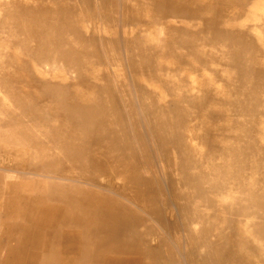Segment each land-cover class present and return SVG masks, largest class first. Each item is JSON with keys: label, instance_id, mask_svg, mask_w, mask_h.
Wrapping results in <instances>:
<instances>
[{"label": "rangeland", "instance_id": "1", "mask_svg": "<svg viewBox=\"0 0 264 264\" xmlns=\"http://www.w3.org/2000/svg\"><path fill=\"white\" fill-rule=\"evenodd\" d=\"M168 1L175 7L171 9ZM228 37L232 40H226ZM176 41L184 44L171 46ZM246 42L248 46L240 50V44ZM255 43L260 45L257 49ZM163 45L171 46L173 51L164 55ZM179 55L183 57L180 63ZM234 57L238 66L248 69L223 66ZM257 76L260 82H251L245 96L263 100L264 0H0V264H17L8 258L7 245L12 238H22L17 228L27 223L22 214L27 208L23 203L26 197L34 196L47 183L66 182L56 180L65 164V173L78 180L72 184L98 191L145 217L140 198L126 194L118 172L109 170V165L98 172L95 168V172L76 170L69 158L60 157L62 164L54 171L27 166L59 160L63 145L73 150L79 147V134L88 133L84 127L100 134L112 130L117 155L137 161L138 173L143 177L148 176L147 170L153 171L150 178L160 185L154 189V201L161 208L163 220L178 218L180 222L166 155L173 167V160L180 162L190 150L197 166L216 169L202 184L205 188L201 198L194 201L231 202L232 197H222V144L230 143L222 136L235 131H222V112L230 113L218 102L233 98L238 82ZM193 97L202 106L179 117L180 121L164 110L172 105V99L181 98L179 103L185 106ZM102 103L106 108L97 112ZM73 108L87 109L95 122L83 125L74 120L67 112ZM160 108L165 113L161 118ZM210 108L215 114L203 120L206 122L197 119ZM254 110L264 111V106L256 105ZM100 115L105 117L106 126L97 124ZM226 122L233 127L256 126V142L264 144V120L242 116ZM1 142L5 147L12 146L15 154ZM85 153H93L91 146ZM90 178L96 179L94 185L86 184ZM219 219L222 235L236 233L237 226L222 229L221 209ZM145 226L152 246L164 237L176 258L174 264L189 263L184 234L177 236L173 229L150 216ZM206 232L209 236L205 241L214 243L215 231ZM261 244L259 252H249L252 264L264 258ZM231 248L238 252L237 241ZM25 250H30L28 244ZM227 259L226 264L236 262L234 256Z\"/></svg>", "mask_w": 264, "mask_h": 264}, {"label": "bare ground", "instance_id": "2", "mask_svg": "<svg viewBox=\"0 0 264 264\" xmlns=\"http://www.w3.org/2000/svg\"><path fill=\"white\" fill-rule=\"evenodd\" d=\"M168 5L171 9L175 7L169 1ZM226 40L230 41L232 37H228ZM181 44H184V42L176 41L171 46ZM258 45L253 44L255 49L260 46ZM171 46H164V55H169L173 51ZM247 46V42L241 43L240 50H245ZM182 58V55L178 56L179 63ZM222 64L224 67L238 66V61L234 57L233 59H227ZM238 68L239 71L248 69L246 66H238ZM260 80V76H257L256 78H250L247 82H238V92L233 95V98H222L218 102L219 105L228 108L230 113L222 112V131H227V128H230V130L234 128L235 131L232 135L230 133L222 136L223 140L230 142L228 144L223 141L222 144V197H232L231 202L222 201L220 204L212 201H194V199L201 198L205 188L202 184L208 181L210 174L215 172L216 169L213 167L202 169L197 166L198 163L194 160V156H191L190 150L186 152L185 157L180 158V162L177 159L173 160L174 166L171 165L173 167L169 165L170 157L165 156L166 163L169 166L168 174H171L168 179H170L174 189L172 196L176 203V215L178 214L180 217L181 223L177 216V219L172 222L162 219L161 208L158 206L157 201H154V189H159L160 185L150 178L153 171L148 168V176L146 174L147 177H143L142 174L138 173L137 166L138 169L140 166L137 161L131 162L127 160V156H118L116 134L112 130L108 134H100L84 127L83 129L88 133L79 134L81 138L79 147L73 150L68 148L67 145H63L60 147L63 156H59V160L51 159L39 165L27 163V166L39 169L42 172L54 171L62 164L60 157L63 159L69 158L70 163L73 164L76 170L89 169L95 172L92 170V168H95L98 172L106 167L103 165H109L107 167L109 170L115 169L118 172V176L123 182V189L127 192L126 194L130 197L133 195L140 198L146 218L148 216L154 217L164 227L173 229V233L177 236L185 235L188 239L185 244L188 264H226L227 258L231 256L236 258L234 264H252L249 252H259L261 249L260 244L264 243V144L256 142V137L259 134V129L256 126L248 129L244 125L233 123L235 124L233 127L226 120L242 116L248 117L250 120H264V111L254 110L256 105L264 106V99L261 100L256 96L248 99L245 96L248 85L251 82L258 83ZM226 84L230 85V83ZM179 99L181 98L172 99V105L168 107L169 109H164L167 114L172 113L177 121H180L179 117L181 119L184 115H190L202 106V102L196 97L190 99V103L185 106L180 105ZM105 108L106 105L102 103L97 106L96 110L101 112ZM67 112L74 120L80 121L83 125L95 122L94 117L87 113V109L73 108ZM162 113L165 115L160 108L158 114L160 118ZM214 114V109H206L204 113L198 115L197 119L202 120V123H204L206 121L203 120ZM97 120L100 121L97 124L106 126L104 116H98ZM249 137L250 140L246 142V138ZM53 140L58 141L60 139L53 138ZM1 143L5 147L3 142ZM236 143L239 145H236ZM90 146L93 153H85L86 148ZM103 146L104 148H102ZM6 147L10 151L13 150L14 153V148L11 149L12 146L11 148L9 145ZM6 147L5 149H7ZM144 158L149 163L148 155H145ZM85 163L89 165H85ZM67 168L68 166L65 164L62 167L64 170L59 171L56 179L66 182L56 181L55 185L47 183L45 188L38 190L34 196L26 197L27 201L23 202L27 205V208L22 212L27 223L23 227L17 228L18 235L20 234L22 238H12L7 245L8 258H12L13 263H175L176 258L164 237H159L157 242L155 241L156 246H152L148 242L149 229L145 226V217H140L129 207L118 201L102 196L98 191L84 188L81 184H72L71 182L75 183L78 180L69 177L65 173L68 172ZM195 169L197 170L194 171ZM89 177L94 176L91 174ZM94 181L96 179L90 178L85 182L94 185ZM207 209H214L215 212L210 213ZM220 209L222 210V229L225 226L231 229L233 226H237L238 230L233 235L227 237L222 235L218 223ZM194 225H199V227L194 228ZM207 230L215 231V240L212 244L205 241L209 236ZM26 235L30 240H25ZM251 240L258 245L252 243ZM233 241H237L239 245L237 253L231 248ZM26 244L29 245L30 250H25ZM259 264H264L263 257L260 258Z\"/></svg>", "mask_w": 264, "mask_h": 264}]
</instances>
